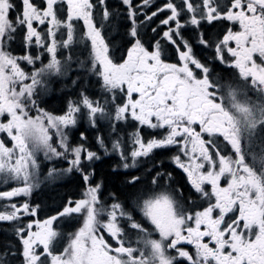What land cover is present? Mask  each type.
<instances>
[{"label": "snow or ice", "instance_id": "1", "mask_svg": "<svg viewBox=\"0 0 264 264\" xmlns=\"http://www.w3.org/2000/svg\"><path fill=\"white\" fill-rule=\"evenodd\" d=\"M3 225L0 264H264V0H0Z\"/></svg>", "mask_w": 264, "mask_h": 264}, {"label": "trees", "instance_id": "2", "mask_svg": "<svg viewBox=\"0 0 264 264\" xmlns=\"http://www.w3.org/2000/svg\"><path fill=\"white\" fill-rule=\"evenodd\" d=\"M19 48V41L16 45ZM47 97L44 95L42 107L48 109H63L65 107L66 97L68 95L67 90L64 87H61L60 84H54L52 90ZM59 106V107H57ZM60 111V110H59ZM86 125L81 124V128H84ZM112 161L109 159L104 160L98 164L97 175L101 176L105 182V189L117 190L122 187V181L125 179V176L121 172H112L111 170ZM79 182L78 179L73 177L70 179H65L63 182L56 183L54 187H51L43 195L44 199L47 201L48 207H54L61 204L63 201H66L69 196L75 197L78 195Z\"/></svg>", "mask_w": 264, "mask_h": 264}, {"label": "flooded vegetation", "instance_id": "3", "mask_svg": "<svg viewBox=\"0 0 264 264\" xmlns=\"http://www.w3.org/2000/svg\"><path fill=\"white\" fill-rule=\"evenodd\" d=\"M59 107V106H57ZM48 109V108H47ZM50 111H55L56 114H61V112L59 110L61 109H57L56 107H53V109H48ZM80 132H85V135L88 136L89 140H93L94 136H95V132L91 129H88V126L87 124L85 125L84 128H81V125L72 131V138L74 141H77L79 139V135H80ZM174 151V149L172 150ZM170 153L168 151H161V150H157L156 152V157L157 159H164L165 160V164L166 166L168 167V170L169 171H172L173 172V176L175 178V180L180 183V184H184L186 182V174L183 173V171L181 169H178L176 168L175 165H171L168 163L167 161V156L169 155ZM111 160L112 161V164H111V170L112 172H121L124 174V171L123 169H115L114 171V168H115V165L118 161V157L116 156H103L102 155V158L101 160L97 161L96 164L94 165L95 167V170H96V178L97 180H100V179H103L101 176H98L97 175V167H98V164L104 160ZM45 164L48 166V167H51L52 165L49 164L48 162H45ZM57 167H65L66 165L63 164V163H58L56 164ZM130 171H133V174H136L134 172V170H130ZM72 177H65L64 179L62 180H58L57 182L55 183H52V184H49L47 187H44L42 190H40L39 192L37 193H34L32 199L35 201V202H38V203H41L42 205V208H43V212L40 214L41 215V218H44L45 214H49V215H52V214H55V211L61 207V205L65 202L63 201L61 204H59L58 206H54V207H48L47 206V201L44 199L43 195L46 191H48L51 187H54L56 185V183H59V182H63L65 179H70ZM75 179V178H74ZM104 180V179H103ZM107 191H113V190H109V189H105V192L107 193ZM78 192H79V189H78ZM77 192V193H78ZM71 197V196H69ZM73 198V197H71ZM76 198H79V196H75L73 199H76ZM22 202V201H21ZM0 227H7V225H3V226H0ZM64 227V230L66 232H71V231H74L75 228L79 227V224L76 223V222H67L63 225Z\"/></svg>", "mask_w": 264, "mask_h": 264}, {"label": "rangeland", "instance_id": "4", "mask_svg": "<svg viewBox=\"0 0 264 264\" xmlns=\"http://www.w3.org/2000/svg\"><path fill=\"white\" fill-rule=\"evenodd\" d=\"M55 83H56V84H60V86L63 87V82H61V81H53V83L50 85V90H49V91L52 90V87H53V85H54ZM49 91L47 92V94H45L46 97H47V95L50 93ZM41 158H43L42 154H41ZM65 167H66V166H65Z\"/></svg>", "mask_w": 264, "mask_h": 264}]
</instances>
